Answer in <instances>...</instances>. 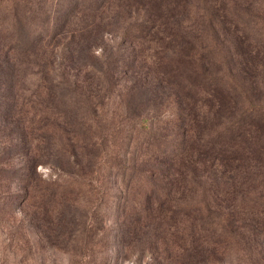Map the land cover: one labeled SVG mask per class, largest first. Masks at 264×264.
<instances>
[{
    "label": "rangeland",
    "instance_id": "obj_1",
    "mask_svg": "<svg viewBox=\"0 0 264 264\" xmlns=\"http://www.w3.org/2000/svg\"><path fill=\"white\" fill-rule=\"evenodd\" d=\"M6 2L26 5L14 14H5L2 10ZM74 2L0 0L3 46L6 44L3 33L21 35L23 44L29 48L37 35L45 36L54 16L60 14L67 21L55 33L61 38V48L51 60L54 77L47 85L53 105L48 117L50 158L48 155L49 160L37 166V173L29 166L30 135L24 128L27 122L30 124L41 116L34 119L32 114L18 108L3 109L11 93L9 89L3 90L5 84L0 77V264H167L164 257L171 259L169 264H264V221L260 219L237 223L240 240L246 239L247 234L253 238L250 248L228 238L230 248L226 252L212 253L213 244L205 248L200 238L194 257L181 255L180 247L191 246L172 233L174 228L170 233L167 226L164 230L156 227L151 230L132 225L135 211L159 206L156 200L165 191V174L177 167V159H170L172 149L179 147L174 151L178 158L190 141L201 146L213 132L209 126L198 125L209 120L203 118L202 111L189 109L194 100L178 102L181 92L169 84L183 81L185 87L189 85L187 90L181 88L189 95L195 94L200 105L203 101L200 89L205 88L203 79L207 75L196 62L195 67L192 62L190 66L201 73L169 64L166 56L174 46L169 41L175 40L171 34L144 31L141 27L124 34L134 20L124 22L119 14L127 17L128 13L122 10L117 14L111 9L115 0H77L80 5L73 16L64 18L68 14L62 7ZM98 6L101 7L95 18L101 19L105 42L90 52L83 39L77 49L68 52L65 44L75 37V27L84 24V9ZM5 20L11 26H6ZM45 58L46 55L41 56V60ZM210 73L207 81L216 79L217 73ZM259 74L264 81V66L259 68ZM38 81L34 76L25 82V97L38 94L45 98L47 89H39ZM179 105L185 109L181 111ZM242 106L261 107L264 100H251V104ZM135 114L146 117L154 131L150 136L141 134L142 140L135 135L128 137L130 119ZM32 131L37 136L34 126ZM185 155L184 152L182 158ZM159 169L162 176L156 173ZM241 191L251 199L264 196L263 186L256 183L245 185ZM252 225L260 229L248 231ZM147 231L165 237V248L154 253L148 251Z\"/></svg>",
    "mask_w": 264,
    "mask_h": 264
},
{
    "label": "trees",
    "instance_id": "obj_2",
    "mask_svg": "<svg viewBox=\"0 0 264 264\" xmlns=\"http://www.w3.org/2000/svg\"><path fill=\"white\" fill-rule=\"evenodd\" d=\"M25 5L22 3L15 6L14 3L6 2L2 11L14 14ZM79 5L77 0L64 5L61 10L68 14L64 18L73 16ZM101 6L84 9V24L75 27V37L65 44L68 52L77 49L83 39L90 52L103 45L104 28H101V19L95 18ZM111 9L117 14L126 11L127 17L119 14L124 22L134 20L127 26L128 30L124 29V34L141 27L144 31H161L175 36V40L171 38L169 41L174 45L166 56L169 64L195 71V64L200 65L201 72L207 75L203 79L205 88L200 89L203 93L200 105L195 94L189 95L181 88L187 90L189 85L185 87L183 81L169 84L174 89L176 86L179 88L181 97L178 102L185 103L193 99L189 109L202 111L205 115L203 118L209 120L208 123L198 122V125L209 126L213 130L208 141L201 146L187 140L190 142L183 148V152L178 153V158L174 151L179 147L172 149L170 159H177V167L175 171L165 174V191L156 200L159 206L156 209L144 207L135 211L132 225L135 228L151 227V230L155 227L164 230L165 226L169 231L174 228L172 233L178 234L180 239L191 246H179L182 249L181 255L186 256H196L195 244L200 238L204 240L205 248L213 244L212 253L226 252L234 238L242 247L250 248L253 238L250 239L247 234L246 239L240 240L237 223L247 222L248 219L264 221V196L263 199H251L241 191L245 185L254 183L264 188V106L245 108L242 105L251 104V100H264V81L259 74V68L264 66V0H115ZM87 17L91 18L87 20ZM0 18L3 20L4 16L0 15ZM53 18L52 26L45 29V36L43 33L37 35L30 41L29 48H26L28 44H23L19 37L21 35L9 32L3 33L2 38L6 44L0 45V77L5 84L3 90L9 89L11 93L3 109L16 111L18 108L20 112L32 114L34 119L41 116L30 124L27 122L24 128V132L30 135V143L34 144L29 143L31 155L27 152L32 158L29 166L34 173H37L40 163H46L50 158L48 130L51 124L48 117L53 105L47 85L49 79L54 77L51 60L61 48V38L55 33L67 24L66 20L60 18V14ZM8 24L5 20V25ZM14 24H17L16 21ZM42 55H46L43 60ZM100 55L103 57L104 54ZM191 62L194 67L190 66ZM211 71L217 73L214 76L216 79L207 81V78H211ZM224 71V74L221 73ZM34 76L39 79L38 88L47 89L45 98H40L38 94L37 97L24 96L23 92L27 88L25 82L31 81ZM27 98L31 99L27 101ZM98 108L97 105L95 109ZM179 109L182 111L185 108L179 105ZM135 115L130 119L128 137L135 135V138L142 140L141 134L150 136L154 133L146 117ZM220 124H224L223 128L219 127ZM33 126L37 136L33 135ZM184 152L186 155L182 158ZM163 158L167 159L165 156ZM156 173L162 176V169ZM258 177L261 179H256ZM45 180L52 181L49 178ZM249 180L251 182L246 184ZM151 189H156L153 184ZM258 229V226L252 225L248 231L255 232ZM147 233L148 251L154 253L165 248V237L163 239L154 231ZM228 238L232 239L228 242ZM164 258L165 263L171 262L170 258Z\"/></svg>",
    "mask_w": 264,
    "mask_h": 264
}]
</instances>
